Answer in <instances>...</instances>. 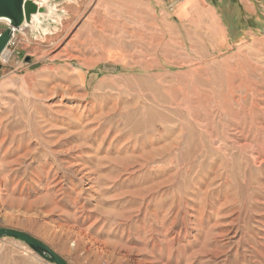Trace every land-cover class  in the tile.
<instances>
[{
    "label": "rangeland",
    "instance_id": "374dc122",
    "mask_svg": "<svg viewBox=\"0 0 264 264\" xmlns=\"http://www.w3.org/2000/svg\"><path fill=\"white\" fill-rule=\"evenodd\" d=\"M42 2L0 54V227L68 264H264V0ZM0 264L55 263L0 236Z\"/></svg>",
    "mask_w": 264,
    "mask_h": 264
},
{
    "label": "water",
    "instance_id": "95a60500",
    "mask_svg": "<svg viewBox=\"0 0 264 264\" xmlns=\"http://www.w3.org/2000/svg\"><path fill=\"white\" fill-rule=\"evenodd\" d=\"M52 10L51 4L43 3L42 0H0V19L8 20L9 24V26L0 33V54L9 43L12 27L21 29L24 25H29L32 26L35 31L42 30L43 23L41 20H44L45 23H49L48 19L44 18H48ZM36 16L38 20L35 21ZM0 236L18 238L53 263L68 264L47 245L27 233L0 227Z\"/></svg>",
    "mask_w": 264,
    "mask_h": 264
},
{
    "label": "bare ground",
    "instance_id": "6f19581e",
    "mask_svg": "<svg viewBox=\"0 0 264 264\" xmlns=\"http://www.w3.org/2000/svg\"><path fill=\"white\" fill-rule=\"evenodd\" d=\"M56 10H57V9H56ZM57 12H58V11H57ZM55 14H56V13H55ZM0 20H4L6 23H8V20H5V19H0ZM36 20H38V17H37V16L35 17V21H36ZM41 22H42V21H41ZM25 26H27V25H24L23 27H25ZM43 26H44V23H43ZM43 26H42V30L45 31V32H47L46 29H44ZM23 27H22V28H23ZM14 30H15V28L12 27V34H13V31H14ZM45 32H44V33H45ZM12 34H11V36H12ZM10 39H11V38H10ZM9 54H10V53L8 52V50H4V52H2L1 55H2V57H3L4 59H8Z\"/></svg>",
    "mask_w": 264,
    "mask_h": 264
}]
</instances>
